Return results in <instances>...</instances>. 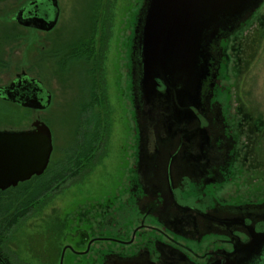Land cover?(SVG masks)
<instances>
[{"label":"rangeland","instance_id":"1","mask_svg":"<svg viewBox=\"0 0 264 264\" xmlns=\"http://www.w3.org/2000/svg\"><path fill=\"white\" fill-rule=\"evenodd\" d=\"M30 1L0 0V86L27 71L52 92V106L35 113L0 101V130L26 131L38 119L51 128L50 175L70 174L77 168L71 159L81 151L85 133L91 129L93 134L96 127L87 125L88 118L101 120L103 136L109 137L106 156L99 160L103 141L98 142L87 158L85 170H92L77 173L87 176L83 182H64L58 195L54 189L43 193L37 183L0 194V229L7 232L8 259L14 264H59L50 258L56 236L66 245L95 235L91 224L100 211L96 212L97 206L113 209L127 189L136 136L125 59L132 26L145 0H59L60 22L46 34L12 22ZM227 49L217 96L239 146L237 169L220 194L225 201L264 204V4L233 35ZM19 204L24 206L22 217L7 231L9 227L4 229L7 225L1 223L8 220L1 214ZM85 214L90 215L87 223L80 221ZM86 263V258L80 259V264Z\"/></svg>","mask_w":264,"mask_h":264},{"label":"flooded vegetation","instance_id":"2","mask_svg":"<svg viewBox=\"0 0 264 264\" xmlns=\"http://www.w3.org/2000/svg\"><path fill=\"white\" fill-rule=\"evenodd\" d=\"M57 4L58 23L50 31H41L33 24L36 18H54L56 10L51 0H33L21 6L12 22L26 29L51 33L60 22L59 0ZM141 9L132 26L125 59L128 106L136 136L126 192L113 209L103 204L97 206L96 212L100 211L91 224L95 235L87 234L79 242L66 245L56 236L57 244L49 247L51 261L59 260L61 264L63 258V264L67 260L68 264H80V259L86 258V264H230L236 258L235 249L253 241L251 233L264 235V204L225 201L220 194L237 169L239 143L232 121L218 100V83L226 65L229 41L259 8L242 17L234 33L226 34L214 44L212 75L203 83L202 103L199 107L190 105V114L185 116H179L173 104L162 98L150 104L143 99L138 24ZM14 83L13 95L17 99L41 98V93L35 91L37 87L44 96L51 94L49 107L37 110L49 111L52 92L27 71L17 74L10 84L0 86V101L26 108L8 100L4 94ZM157 83L159 93L164 95L167 88L161 80ZM3 130L7 129L0 131ZM49 167L39 179L50 172ZM76 171L80 169L77 167ZM52 175L51 191L56 190V195L65 188L61 183L70 179V182L79 179L76 182L79 183L87 177L76 174L82 176L76 178L67 171L64 174L53 171ZM23 184L0 190V194L20 189ZM89 216L81 215L80 221L87 223Z\"/></svg>","mask_w":264,"mask_h":264},{"label":"water","instance_id":"3","mask_svg":"<svg viewBox=\"0 0 264 264\" xmlns=\"http://www.w3.org/2000/svg\"><path fill=\"white\" fill-rule=\"evenodd\" d=\"M51 1L56 10L54 18H36L33 24L44 32L58 23L57 0ZM263 3L264 0H145L138 22L143 99L150 104L162 98L173 104L179 116L189 115L190 105H201L203 83L212 75L214 44L234 33L242 17ZM158 80L167 88L164 95L158 91ZM15 84L3 92L8 100L34 111L49 107L51 94L46 97L37 87L35 91L41 93V98L17 99L13 95ZM31 127L26 131H0L2 191L42 176L50 165L54 152L51 128L40 119ZM251 236L252 242L235 249L236 258L230 264H264V235Z\"/></svg>","mask_w":264,"mask_h":264},{"label":"trees","instance_id":"4","mask_svg":"<svg viewBox=\"0 0 264 264\" xmlns=\"http://www.w3.org/2000/svg\"><path fill=\"white\" fill-rule=\"evenodd\" d=\"M89 120L87 121V125H91V126H96L95 130L94 128L92 129L93 134H91V129L90 132L88 130V132L85 133L84 139L81 141L80 143V150L78 152L77 155L72 157V167H78L80 168V171H76L75 170L71 171L70 174L74 173L73 175L76 176L77 173L80 172H86L87 174L92 170L91 168H89L88 170H85L87 168V165H84V160H87V158L90 156L91 152L93 151L92 149L94 147H96L98 145V142H102V149H103V153L101 155V158H99V160H102L105 156H106V152H107V145L109 143V140L107 136H103V132L101 131L102 129V125H101V120H98V118L95 117H91L88 118ZM97 121V123H95ZM103 136V137H102ZM92 139L91 142L89 141V139ZM94 146V147H93ZM89 160V159H88ZM87 163V162H86ZM85 163V164H86ZM99 162H97L98 164ZM96 164V165H97ZM76 171V173H75ZM37 183V187L38 189L41 187V190L43 189V193H49L52 190V184H53V180H52V175L49 174V172L47 174H45V177H41L39 178H34L33 180L29 181L26 184H23L20 189L17 190H22L24 189V187H27L29 185H34ZM60 185H64V183H61ZM15 190V191H17ZM14 191V192H15ZM37 193L34 194V198H37L38 196L36 195ZM1 195H5V194H1ZM34 202V201H32ZM20 205V204H19ZM17 205L16 207H9L8 209H6L5 212H2L1 216L6 218V220H8L6 223H1L3 225H7V226H3L2 228L7 229L8 230H12L14 229V227L16 225H18V221L20 220V218L22 217L20 209L22 207H24L23 205ZM4 219V221H6ZM9 231V232H10ZM7 233V232H6ZM6 233L3 231V229H0V264H14L11 262V260L8 259L6 252H5V248H4V244L6 243L7 240V236Z\"/></svg>","mask_w":264,"mask_h":264}]
</instances>
